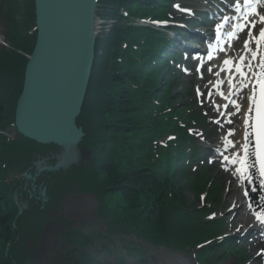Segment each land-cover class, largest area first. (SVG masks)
<instances>
[{
	"label": "trees",
	"instance_id": "16d2710c",
	"mask_svg": "<svg viewBox=\"0 0 264 264\" xmlns=\"http://www.w3.org/2000/svg\"><path fill=\"white\" fill-rule=\"evenodd\" d=\"M26 6L24 23L18 25L14 21L17 29L11 31L9 38L15 51L4 54L6 61L1 62L0 59V63L5 64L0 65V72L3 70L6 73L9 83L0 82L1 130H7L13 124L10 116L12 110L10 108L6 113L5 103L7 100L12 107L15 105L21 89L22 71L27 62L16 51H27L29 45L28 52L31 53L35 43V36L29 35L35 22L34 0H27ZM135 34V31H130L132 38ZM116 37L118 35L112 36L109 42L113 43ZM114 43L116 49L111 52V48H107L108 54L98 58L95 63L93 81L79 119V124L87 132L84 146L93 149L95 159L87 171L77 170L74 176L81 181L83 189L95 191L101 204L107 207V211L113 212L116 221L123 223L130 232L169 246L204 241L209 238L208 233L205 236L200 232L199 220L193 216L182 188L170 176V163L166 161L173 146L164 151L153 144L167 132L178 129V125L173 124L175 121L171 114L164 119L166 116L160 115V110L151 101L153 93L149 91V86L152 77L149 72L144 67L140 69L134 65L127 54L120 50V45L116 41ZM115 52L120 54L112 55ZM132 56L136 58L139 54L133 52ZM118 57L122 61L118 62ZM110 62L113 66L109 68ZM138 71H144L145 75L139 77ZM92 114L94 124L90 123ZM157 117L159 120L155 119ZM32 146L35 144L23 139L7 142L0 135V264L24 261L12 254L15 245L11 247L9 256L4 257L7 244L13 240L11 222L15 216L7 206L11 205V188L5 180L10 171L21 168L19 165L11 167L13 158L21 155L23 162L27 161ZM155 150L159 152L157 159ZM82 177L85 179L82 180ZM46 179L50 182L66 178L52 174ZM215 195L213 190L210 198L214 199Z\"/></svg>",
	"mask_w": 264,
	"mask_h": 264
},
{
	"label": "water",
	"instance_id": "95a60500",
	"mask_svg": "<svg viewBox=\"0 0 264 264\" xmlns=\"http://www.w3.org/2000/svg\"><path fill=\"white\" fill-rule=\"evenodd\" d=\"M96 0H36L38 38L25 73L16 126L24 137L64 148L65 168L84 136L77 129L94 63ZM42 172V171H41ZM45 197V189L41 193Z\"/></svg>",
	"mask_w": 264,
	"mask_h": 264
},
{
	"label": "rangeland",
	"instance_id": "374dc122",
	"mask_svg": "<svg viewBox=\"0 0 264 264\" xmlns=\"http://www.w3.org/2000/svg\"><path fill=\"white\" fill-rule=\"evenodd\" d=\"M190 3H192L193 5H200V1L199 0H191ZM11 5V4H10ZM14 12L17 14L16 20L17 22H22L23 18H22V14L24 11V4H23V0H15V5H14ZM10 6L5 2V0H0V37L2 38L3 41H5V34L7 33V8H9ZM13 12V15H15ZM0 47H2V44L0 43ZM163 80H167L168 76L163 75ZM182 88L178 89L182 95L177 92L175 89H173V93L175 94L176 92V96L175 99L177 101V103L179 104L178 107H182L183 105H187L188 103H191L194 100V97H189L188 95V91H189V87L188 84H186V80L182 81ZM184 97V98H183ZM195 108L199 109L195 103L193 104ZM198 106L200 107V102L198 101ZM201 164L199 163L197 166L199 168ZM202 170H204V168H202ZM208 172H210L211 174H213L214 177L220 179V175L218 174V170L216 168H208L207 167ZM225 182H227V180H224ZM224 183V187L221 189L222 190V199H221V204L219 207V210H221L222 213H224L225 215H229V210L231 205L227 206L226 204L224 205L225 202V198L228 196V191L229 188L227 186V184ZM187 196L189 198V200L194 203L195 202V198L193 196V194L189 191H187ZM73 197H71L70 199H72ZM79 198V197H78ZM83 198H90L89 197H83ZM83 198H79V199H83ZM70 201V200H69ZM74 202V201H73ZM88 203V200L86 201ZM63 208V205L61 206V209ZM66 210H67V214L69 216H66L70 221H73L71 223H73V225L77 228L80 229V231H83L84 234L88 235L91 239L93 238V232L92 230L98 231V232H102L106 229V227L104 225H102L100 223V221L98 220L97 215L95 214V211L88 213L87 212V216H82L81 218H73L72 213H74L76 211V208L73 207V203H69L68 205L65 206ZM89 208H87L88 211ZM95 215V216H94ZM62 216V215H61ZM64 217V216H63ZM60 218V216H55L54 217V225L49 230L48 232H46L43 235V231L42 232H35L36 236L39 237L38 242L35 245H29L27 243V241H30L31 236H26V234L24 232H22L21 234L24 235V239L19 236V242H24V246L25 248L30 251V254L32 255V259H33V264H64L65 262L64 260V256H68V255H64L67 254L68 251L67 250H63L60 248L59 244L61 243V236L63 233V227L62 225H58L57 223H61L58 219ZM86 230V231H85ZM86 232V233H85ZM42 233V236H40V234ZM55 237H56V241H55ZM47 239V241H46ZM43 240V241H42ZM95 240V238H94ZM42 241V243H41ZM55 241V243H54ZM133 243L135 244H131V247H135L136 242L133 241ZM104 243H100L99 241H95V243L92 246H89L90 248H92V252L95 256H97L100 260L103 258V254H105L107 256V261H104V264H121L122 262L119 260L120 255H124V253L122 251H120L119 248V252L118 254L116 253H111L110 251L107 250V248L103 247ZM119 247V243H112L109 244V247L112 248H116ZM128 246V245H127ZM71 247V246H70ZM129 247V246H128ZM138 247H143L144 253L141 255L143 257V260H146L148 264H194V259L191 256H184L178 253H173L171 251H168L164 248H154L152 246V244H148V245H141L139 244ZM246 249V248H245ZM82 250L86 251V248H82ZM116 254V255H114ZM226 263H233V264H237L238 262L236 260H229Z\"/></svg>",
	"mask_w": 264,
	"mask_h": 264
},
{
	"label": "snow or ice",
	"instance_id": "6c2138e0",
	"mask_svg": "<svg viewBox=\"0 0 264 264\" xmlns=\"http://www.w3.org/2000/svg\"><path fill=\"white\" fill-rule=\"evenodd\" d=\"M243 6L248 9L247 14L245 15L244 19L246 21L245 24L235 25V28L238 31H229L228 35L231 39H237L239 38V31H243L244 28L251 26V29H256L257 34L253 35V32L249 30L245 35L246 38L243 39V50L245 52L244 56L240 57V60L238 63L233 62L232 60H224V65L227 67V70L229 72L232 71L233 68H235V72L239 74L240 77L244 78L245 81H247V78L249 74L253 77H255L256 85L259 86V104H257V97L255 95L249 97V99L252 101L253 107L248 109L249 113H255V120L254 122H250L249 120H245V124L248 125L249 128H251L253 131L251 133L246 132L245 133V139L248 138L249 135H253L255 137V147L253 149L254 154L256 156V162L260 165V172L261 175H264V56L260 57V62L257 65V67L260 69L259 73L257 74L252 69L251 63L245 65L244 61L245 59H248L250 54V58L252 60L257 58V53L259 52L262 45H264V13H261L257 10L256 5L264 3V0H242ZM175 7L179 8V5H176ZM241 9V0H236V10L240 11ZM182 11H188L189 9H182ZM249 16H258L259 17V23L260 27L257 28V23L254 20H249ZM229 17L225 16L223 17L224 21H228ZM221 25L218 24L216 26V33L217 38H219ZM251 42H254L256 45V49L253 50L249 47V44ZM211 47V45H209ZM211 53H209V59H211ZM247 69V70H246ZM253 93L257 92V88L253 87L252 89ZM231 143V141H229ZM248 145H243V158L241 159L239 155H237V158L232 160L231 163L239 164V173L243 176L247 173V170L249 167H252L253 165H250L248 162V156L249 153L247 151ZM228 157H225V160H228ZM247 195V193H245ZM203 199V197H202ZM256 216V219L259 221L261 225H264V212H257L254 213ZM240 229L238 228L237 231Z\"/></svg>",
	"mask_w": 264,
	"mask_h": 264
},
{
	"label": "bare ground",
	"instance_id": "6f19581e",
	"mask_svg": "<svg viewBox=\"0 0 264 264\" xmlns=\"http://www.w3.org/2000/svg\"><path fill=\"white\" fill-rule=\"evenodd\" d=\"M234 50H235V54L237 55L243 52V49H240V47L237 46L234 48ZM209 67H210V77H211L210 81L212 82L216 76V73L214 71V63L213 62L209 63ZM204 79L205 77H203L202 81ZM213 87H214V83L211 85L210 88ZM208 100L211 101L215 106L216 103L219 102L221 99L212 95ZM239 103L242 104L241 99H239ZM242 129H243V125L241 123V120L239 119V117H234V121L225 132L224 138L221 142L222 144L221 149L230 147L232 150V154H234L237 151V149H239L241 146ZM229 141H231V143H229ZM220 164L224 168V170L229 166L227 163L221 160H220ZM248 172L251 176H254V178L250 182H246L245 180H243V177L239 178L235 174V169H233L231 172L227 171L225 173V176H228L229 179L232 180V187L230 189L229 195L226 198V202L229 203L234 197V195H236L237 203H238L233 210V212L237 211V214L235 213V215L233 216L230 226L232 229L239 228L241 233H246L248 231H251L253 228L250 223L251 221L248 220L249 214L246 211L247 208H245L246 198L243 196V191L246 189L253 190L252 193L250 194V198L254 200L256 205L264 201V197L261 193L262 187L259 178L250 169H248ZM242 216H244L245 218ZM253 242H255V244L259 247L258 249L262 251V256L264 259V239L262 238L255 239L253 240Z\"/></svg>",
	"mask_w": 264,
	"mask_h": 264
}]
</instances>
